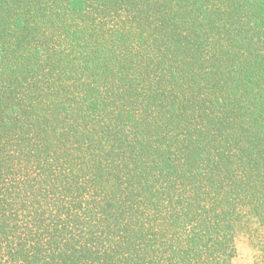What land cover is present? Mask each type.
Wrapping results in <instances>:
<instances>
[{
    "label": "trees",
    "instance_id": "obj_1",
    "mask_svg": "<svg viewBox=\"0 0 264 264\" xmlns=\"http://www.w3.org/2000/svg\"><path fill=\"white\" fill-rule=\"evenodd\" d=\"M264 264V0H0V264Z\"/></svg>",
    "mask_w": 264,
    "mask_h": 264
},
{
    "label": "rangeland",
    "instance_id": "obj_2",
    "mask_svg": "<svg viewBox=\"0 0 264 264\" xmlns=\"http://www.w3.org/2000/svg\"><path fill=\"white\" fill-rule=\"evenodd\" d=\"M259 256V250L250 245L247 237L243 236L238 239L237 255L234 259V264H255Z\"/></svg>",
    "mask_w": 264,
    "mask_h": 264
}]
</instances>
